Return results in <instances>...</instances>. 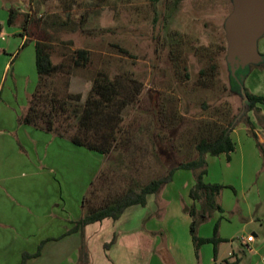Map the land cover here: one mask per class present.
<instances>
[{"label":"rangeland","instance_id":"374dc122","mask_svg":"<svg viewBox=\"0 0 264 264\" xmlns=\"http://www.w3.org/2000/svg\"><path fill=\"white\" fill-rule=\"evenodd\" d=\"M28 10L22 18L27 15L31 20L26 32L30 39L14 40L18 46L21 42L17 48L19 55L0 77V137L15 140L17 145L16 139L21 134L32 131V126L21 123L20 119L38 84L34 65L36 40L48 46L53 63L64 69V77L54 75L48 79L51 84L45 83L58 86L60 96L76 99L75 96L81 95L83 102L97 72L116 77L121 86L129 87L128 92L119 96V100L129 103L120 108L118 115L117 104L112 108L116 113L112 120L120 137L115 148L104 156L72 146L71 154L64 152V159L69 155L70 164L64 173H42L39 177L41 181L54 178L61 186L65 183L62 194L57 191L58 198L71 199L74 206L86 198L92 207L109 203L125 190H138L180 162L195 159L194 145L209 131L207 125L214 123L223 128L235 119L238 123L231 139L237 145V154L230 164L224 154L206 155L203 182L223 187L215 202L224 211L232 205L235 207L242 195L254 198L259 193L261 188L252 169L255 155L251 149L255 139L241 121L243 102L239 86L231 81L235 79L225 60L223 24L232 10L230 0H32ZM0 39L6 49L11 47L7 35ZM119 48L128 55H122ZM257 48L264 55V35L258 40ZM79 49L88 52L89 62L85 67H75L70 60ZM10 55L7 53L6 58ZM3 58L0 56V62ZM255 68L260 70L264 66L253 65L246 70ZM246 115L254 123L261 116L255 110ZM72 125L67 135L76 130ZM250 142L252 147L246 152ZM7 146L6 154L0 155L3 177L15 183L26 182L36 168L43 170L40 163L33 170L30 165L22 169V160L27 159L24 148L18 145L23 155L19 160L12 157L9 143ZM239 146L246 152L242 176ZM258 154L263 158L259 149ZM11 161L15 165L10 166ZM194 184L192 171L175 169L171 181L148 196L151 224L164 226L163 220L168 218L170 227L188 233L190 218L185 209L201 210L204 204V198L194 201L190 197ZM67 186H71L70 192ZM208 215L198 227L199 237L212 236L221 213L212 210ZM223 217L226 223L221 224V229L227 235L226 251L231 248V235L236 242L242 235L256 233L258 229L257 223L243 224L236 212H232V217L226 212Z\"/></svg>","mask_w":264,"mask_h":264},{"label":"crops","instance_id":"0c3cea01","mask_svg":"<svg viewBox=\"0 0 264 264\" xmlns=\"http://www.w3.org/2000/svg\"><path fill=\"white\" fill-rule=\"evenodd\" d=\"M31 6L32 0H0V38L7 35L8 42H12L11 47L6 49L4 42L0 41V56L4 57L0 62V65L2 63L0 77H3L5 71L19 55L17 48L21 42L18 46L14 40L30 39L27 38V30L22 29L24 20L22 17ZM10 12L14 13L11 25L8 24ZM26 26L28 29L29 23ZM7 53L11 54L9 59L6 58ZM60 74L64 77V69L56 76ZM244 86L249 93L264 98V68L251 70L244 79ZM57 87L54 85L52 88L60 93ZM263 108L264 105L258 103L253 109L261 114L258 118L259 122L254 123L248 115L245 118L249 120L250 126L241 120L246 124V131L253 132L256 136L254 149L249 150L255 155L252 169L261 189L254 198H248L247 194L242 195V200L235 207L234 205L227 207L226 211L215 202L220 209L213 211L220 212L221 216L213 229L212 236L200 235L199 237L197 228L199 238H214V242L201 245L197 255L189 231L187 233L184 230L172 228V225L170 227L168 218H164L166 219L163 220L164 226L151 224L152 215L147 213L148 197L144 206L133 205L126 208L117 220L103 219L86 225L80 231L70 232L75 223L85 214L86 199L81 200V204L78 201L74 206L71 199L57 197V191L62 194L65 183L61 186L54 178L41 181L39 177L42 173L50 175L55 172L64 173V168L70 165L69 155L65 161L64 152L67 150L71 154L72 146L75 145L71 143L67 134L57 135L32 127L31 132H26L27 135L21 134L20 138L16 139L27 154V159L22 160L21 168L25 169L30 165L33 170V166L40 163L43 170L36 168L32 171L31 179L15 183L3 177L4 172H1L0 166V264H20L22 255L36 254L40 244L39 255L28 259L26 264H264ZM26 127V130H29L28 126ZM234 130L235 128L230 136ZM7 143L11 146L12 157L20 160L23 156L19 150L20 146L16 145L15 140L12 139L0 137V155L6 154L9 149ZM251 147L250 142L246 152ZM258 149L263 155L261 159ZM237 152L235 144V150L227 160L228 164L232 163L233 155ZM239 152L240 157H243L240 165L242 176L246 154L244 147L239 146ZM32 157L33 161L30 160ZM15 163L11 161L9 165L13 166ZM70 187L67 186L69 192ZM240 205L243 206L240 207ZM226 212L230 213L231 217L232 212L238 213L240 221L245 225L258 224L256 233L242 235L244 238L252 235L251 242L242 243L239 238L234 242V237L231 235L229 242L231 248L226 251L224 245L227 244V235L225 230L221 229V224L226 223L223 217L226 216ZM208 218L207 214L206 220ZM228 222L230 223V220H227Z\"/></svg>","mask_w":264,"mask_h":264},{"label":"trees","instance_id":"16d2710c","mask_svg":"<svg viewBox=\"0 0 264 264\" xmlns=\"http://www.w3.org/2000/svg\"><path fill=\"white\" fill-rule=\"evenodd\" d=\"M173 1L176 2L179 0ZM13 17L14 13L10 12L8 17L9 25H11ZM27 23L30 25L31 20L25 15L22 26L23 31L27 30ZM24 45L25 43L22 46ZM47 47L38 40L34 42V63L38 76V84L29 101L28 109L25 115L20 119V122L57 135L67 134L73 123V129L76 130H74L73 134H68L73 145L86 148L99 155H107L115 148L120 138L118 134H116V124L112 119L115 117L114 115L116 113L118 115L120 108L129 103L128 100L125 99L119 100V96L126 91L128 92L127 89H129V87L121 86L120 80L116 77L110 78L105 73L97 72L87 97L82 103H80V95L75 96L76 99H73L72 96H67V98L60 96L59 92L53 90L52 85H50L51 87L48 86L49 83L51 84L48 79L61 72V65L53 63L50 51ZM119 52L122 55H128L124 49L119 48ZM261 56L263 57V63L261 62L257 65L260 67L264 66V55ZM88 57L87 51L79 49L73 52L70 60L72 59L75 67H85L89 62ZM252 67L253 65H250L246 67L245 70L243 69L244 71L238 69L235 73V80H231L236 81L239 86L238 92L243 102V119L241 120H244L248 126H250V123L249 120L245 118L246 113L255 109L258 103L264 104L263 97L249 93L244 86V79L250 72L246 69L249 70ZM46 81H49V83L45 84ZM132 89L133 88H131V92L133 91ZM240 89L242 92H240ZM114 104H117V108L115 107V114L112 112V108L115 106ZM235 120H231L228 126L223 128H218L216 124L209 123L207 125L209 131L206 132L205 136L200 137L194 145L196 151L195 159L180 162L177 166L169 170L167 174L157 179L150 180L138 190L129 188L116 199L102 206L100 205L99 207H92V202H89L86 198L84 202L85 214L75 223V226L70 232L80 231L86 225L102 221L103 219L117 220L125 209L130 206H144L149 195L156 194L162 185L171 181L175 169H184L194 173L195 184L190 191L192 200L199 201L201 197L204 198V204L201 210H196L194 207L185 209V213L191 218L189 232L195 254L197 255L201 245L214 242V238H199L197 236V228L206 220L209 211L220 209L215 203V197L219 195L223 188L219 185H210L203 182V175L206 174L205 155L218 156L224 154L227 160L230 159V154L235 150V143L230 136L232 130L238 123V121ZM214 129L215 132H212ZM249 133L256 138L253 132ZM119 146L120 144L118 143L117 148ZM87 203L88 205L86 206ZM40 248L41 244L37 253L33 255L24 253L20 264H26L28 259L38 256Z\"/></svg>","mask_w":264,"mask_h":264},{"label":"water","instance_id":"95a60500","mask_svg":"<svg viewBox=\"0 0 264 264\" xmlns=\"http://www.w3.org/2000/svg\"><path fill=\"white\" fill-rule=\"evenodd\" d=\"M232 10L224 21L226 63L232 77L238 69L258 65L263 57L258 40L264 35V0H230ZM240 92L242 90L240 89Z\"/></svg>","mask_w":264,"mask_h":264},{"label":"built area","instance_id":"2783aa9c","mask_svg":"<svg viewBox=\"0 0 264 264\" xmlns=\"http://www.w3.org/2000/svg\"><path fill=\"white\" fill-rule=\"evenodd\" d=\"M240 242L244 243V242H251L253 240V236L252 235H249V236H246L245 238L244 237H240L239 238Z\"/></svg>","mask_w":264,"mask_h":264},{"label":"flooded vegetation","instance_id":"af4514ba","mask_svg":"<svg viewBox=\"0 0 264 264\" xmlns=\"http://www.w3.org/2000/svg\"><path fill=\"white\" fill-rule=\"evenodd\" d=\"M262 63H263V62H262ZM236 72H237V71H236ZM236 72H235V73H236Z\"/></svg>","mask_w":264,"mask_h":264}]
</instances>
